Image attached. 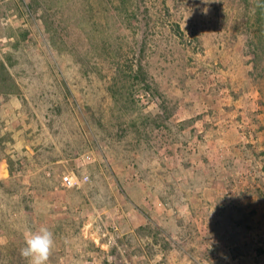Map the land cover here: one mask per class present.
I'll use <instances>...</instances> for the list:
<instances>
[{"label": "rangeland", "instance_id": "1", "mask_svg": "<svg viewBox=\"0 0 264 264\" xmlns=\"http://www.w3.org/2000/svg\"><path fill=\"white\" fill-rule=\"evenodd\" d=\"M260 1L0 0V264H264Z\"/></svg>", "mask_w": 264, "mask_h": 264}, {"label": "clouds", "instance_id": "2", "mask_svg": "<svg viewBox=\"0 0 264 264\" xmlns=\"http://www.w3.org/2000/svg\"><path fill=\"white\" fill-rule=\"evenodd\" d=\"M54 234L47 227H41L38 232L26 233L25 246L20 249V255L28 264H47L54 247Z\"/></svg>", "mask_w": 264, "mask_h": 264}, {"label": "built area", "instance_id": "3", "mask_svg": "<svg viewBox=\"0 0 264 264\" xmlns=\"http://www.w3.org/2000/svg\"><path fill=\"white\" fill-rule=\"evenodd\" d=\"M90 181V176L85 174L82 177H77L74 173H65L61 178V185L65 189L80 188L83 184ZM253 241L264 248V229L260 232H252Z\"/></svg>", "mask_w": 264, "mask_h": 264}, {"label": "trees", "instance_id": "4", "mask_svg": "<svg viewBox=\"0 0 264 264\" xmlns=\"http://www.w3.org/2000/svg\"><path fill=\"white\" fill-rule=\"evenodd\" d=\"M257 11H258V15H260V17H261V15L264 14V0H261L260 3L258 4V10ZM257 45H258V47H257L256 51H259V50H261V48L264 47V43L262 40H259ZM256 56H257V53H256ZM24 102H26V101L24 100Z\"/></svg>", "mask_w": 264, "mask_h": 264}, {"label": "crops", "instance_id": "5", "mask_svg": "<svg viewBox=\"0 0 264 264\" xmlns=\"http://www.w3.org/2000/svg\"><path fill=\"white\" fill-rule=\"evenodd\" d=\"M261 256H256L254 259H253V261H252V263L251 264H255L256 262H258V264H263V260H261ZM241 260H244L245 259V257L243 256V257H241L240 258ZM254 261H256V262H254Z\"/></svg>", "mask_w": 264, "mask_h": 264}]
</instances>
